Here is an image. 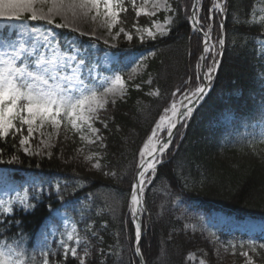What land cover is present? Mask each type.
Instances as JSON below:
<instances>
[{"label":"trees","instance_id":"16d2710c","mask_svg":"<svg viewBox=\"0 0 264 264\" xmlns=\"http://www.w3.org/2000/svg\"><path fill=\"white\" fill-rule=\"evenodd\" d=\"M193 1L170 0L175 9V14L169 12L170 31L155 40L145 38L143 43L134 34L132 41L110 47L70 29H54L63 48L74 42L73 48L82 51L86 75L88 68L99 77L125 74L138 57L148 58L143 59L142 72L128 80L127 95L100 113L107 123V128L99 121L96 124L102 139L84 145L96 151L93 160L84 159L81 143L61 142L50 155L40 156L26 154L19 135L13 138L10 133L6 142L0 140L4 161L0 163V202L26 197L35 205L28 211L16 208L13 217L18 227L11 218L7 232L0 227L7 242L22 239L26 259L34 256L39 264L42 252L48 251L50 264H79L70 254L64 259L60 244L75 225L81 238L79 255L83 256L85 247L90 253L86 264H140L129 215L130 189L145 140L173 102V93L177 100L187 88L202 53V35L192 33L186 18ZM222 1L225 48L217 76L146 189L148 231L141 249L147 264H197L190 255L212 253L218 242L236 245L239 252L243 244V250L251 253L248 246L254 242L255 254L264 257V249L258 247L264 244V229L251 235L239 226L246 220L264 223V10L258 11L264 0ZM212 2L202 0V27L206 30L211 24V36L217 40L222 36V15L212 12L211 21L204 19ZM126 4L128 11L120 15V26L135 33L134 24H150L143 17L137 20ZM165 14L152 20H163ZM253 19L257 22L252 23ZM30 23L38 29L52 28L42 21ZM108 51L117 56L111 69L102 65L101 56ZM151 91L159 95H148ZM13 156L19 157L18 162L7 163ZM91 162H99L101 168H92ZM208 222L215 240L205 231Z\"/></svg>","mask_w":264,"mask_h":264},{"label":"snow or ice","instance_id":"6c2138e0","mask_svg":"<svg viewBox=\"0 0 264 264\" xmlns=\"http://www.w3.org/2000/svg\"><path fill=\"white\" fill-rule=\"evenodd\" d=\"M129 3L137 20L141 15L155 17L160 9L175 14V9L169 0H142L139 4L137 0H129ZM149 5H151L150 8ZM127 11L125 0H0V140L6 142L10 133L13 138L19 135L18 142L23 151L28 155H39V152L32 153L25 146L33 138L34 132L46 125L53 129L49 138L53 134L58 135L63 125L65 130H68L70 126L71 130L81 133L79 137L81 141L95 143L96 140L102 139L97 135L100 130L93 125L99 121L107 128V123L100 118V113L106 111L110 103L114 105L117 99H123L127 95L128 81L121 72L99 77L92 74L93 69L88 68L86 75L84 69L88 67L87 62L78 50H74V42L73 45L63 48L53 29L77 31L78 29L73 27L77 21L90 19L98 23L100 28H106L112 40H117L123 33L128 41H132L133 35L123 27H120L115 34L112 32V29L120 23L121 12ZM199 11L200 0H194L191 14L186 18L192 22L193 31L202 32L203 53L200 60L210 59L211 64H197L198 69L207 68L203 73L204 83L194 90L182 93V98L178 102L175 100L177 93H173V102L164 110V114L160 116L153 128L149 142L139 153L138 168L140 170L131 186L129 201V215L134 224L137 256H141L140 241L143 230V224L137 220V217L145 210L143 207L144 193L147 185L154 178L148 175L149 170L152 173L157 171V165L164 162L163 157L168 154L173 138L180 134V129L187 127L196 107L210 91L214 73L219 66L218 58L223 55L219 49L223 48L224 39L218 37L215 43L210 42L211 24H207L206 31L201 27L202 18L199 16ZM225 11L222 4L213 0L209 9L210 13L223 14ZM58 17L61 23H56ZM204 19L211 21L213 17L209 15ZM41 21L52 28L38 29L34 23H30ZM256 22L253 19L252 23ZM171 23L172 18L169 17L165 24L153 20L149 27L139 24H134V27L138 38L143 43L145 38L155 40L157 35H167L170 29L166 25ZM261 26L264 27V17H261ZM153 28L156 31H153ZM219 29L223 31L222 23ZM80 35L83 36L85 33L80 31ZM105 44H108V40H105ZM148 55H155V53L150 52ZM147 58L145 56L143 59ZM141 67H143V60L128 73V79H133L137 69ZM197 79L201 77L197 76ZM148 83H151V80ZM136 87L139 88V85ZM148 95L158 96L159 92L151 91ZM178 125L180 128L177 127ZM25 126L27 135H24ZM85 129L95 137V140L89 139L84 134ZM158 131H166L167 136L166 140L159 141V148L153 143V140H159ZM41 135L44 133L41 132ZM41 143L47 146L46 141L42 140ZM2 154L3 150L0 149V156ZM85 159L91 160V157L86 156ZM18 160V156H13L7 163L11 164ZM0 163L4 161L0 159ZM91 166L97 170L101 168L99 162L92 163ZM104 174L116 175L108 172ZM34 206L26 197H20L18 202L11 200L0 202V216L4 217L0 220V227H4L7 232L10 218L12 224L18 227L19 222L13 217L16 208L28 211ZM22 235L21 233V237ZM22 242V239H14L9 243L4 239V235L0 234V264H36L34 256L26 259V252L21 246ZM69 242H74L76 246H72ZM60 244L65 260L70 254L79 260V264H86L85 258L90 253L85 247L83 256L79 255L78 246L81 244V238L75 225L72 226L71 231L66 233V240L62 239ZM248 247L252 252L257 251L254 242ZM258 247L264 249V244ZM232 248L235 254L236 245H232ZM240 249V255L246 258V264H254L249 257V252L243 250V244L240 245ZM50 255L48 251H43L39 264H50Z\"/></svg>","mask_w":264,"mask_h":264},{"label":"rangeland","instance_id":"374dc122","mask_svg":"<svg viewBox=\"0 0 264 264\" xmlns=\"http://www.w3.org/2000/svg\"><path fill=\"white\" fill-rule=\"evenodd\" d=\"M126 1L129 2V0H126ZM141 2H142V0H137V4H139ZM169 3H170V0H169ZM148 7L150 8L151 5H149ZM263 10H264L263 5L258 6V11H263ZM101 11H103V7H101ZM200 11L203 13V5L202 4H200ZM162 12L166 13L165 18L163 20L162 19H154V20L161 23V24H165L166 20L171 16L169 15V12H166L163 9H160L159 11H157L156 16ZM140 17L146 18L148 21L149 20L153 21L152 17H148L145 15H141ZM61 22L62 21L59 17L56 18V23H61ZM120 22H121V19H120ZM139 25L143 26V27H149V26H151V22L149 25H144V24H142V25L139 24ZM169 25L170 24L166 25V27L169 28ZM73 27L78 29L75 32L80 34V31H83L85 33V36L91 37L98 42L105 44V40H108V44H106V45H108L110 47H113V46H111L113 44L115 45L114 47H116L122 42H130L127 40V38L124 36L123 33L120 34V36L117 40H112L111 37L108 35V31L106 28H100L98 23H94L90 19L87 21H83V20L77 21L73 25ZM120 27H123V26L122 25L120 26V23H118L112 29L113 34H115V32H117ZM133 30L135 31V27L133 28ZM126 31L132 35L136 34V31H135V33L130 32L128 30H126ZM153 31H156V29L153 28ZM133 38H135V37L133 36ZM215 42H216V40H213V43H215ZM217 48H219L218 45H217ZM75 50H78L79 54L81 53V51L79 49H75ZM219 50L221 51V49H219ZM200 57H201V55H200ZM200 57L195 64V69L192 70V72H191V74H192L191 75V81L188 82V86H187L186 91L194 90L198 85L203 83V79H202L203 73L207 70V68L201 67L198 69L197 64L198 63H200L202 65H210L211 64L210 59L201 61ZM141 60H143V56L138 57L137 61L134 63V65L128 67V70L124 74V78L126 81L129 80L128 79V73H130L132 68L136 67V64L139 63ZM114 61H115V57H114L113 52H111V51L107 52L106 54H104L102 56L103 65L107 68L108 67L110 68V66L112 65V63ZM143 69H144V65H143V67L138 68L136 74L134 75V78L136 77V75L140 74ZM197 76H200L201 79L198 80ZM182 93H178V101L182 98V96H181ZM97 122H95L93 125L96 128H98L96 125ZM41 132L44 133V135H41ZM50 133H53V129L50 126L46 125L44 128H41L39 131L34 132L33 138L30 139L29 144L26 145L25 147H28L32 153L39 152L40 156H48L52 153V150L55 148V146L59 145L61 142H74L76 144L77 143L83 144L79 147V150L81 152L85 153V154L82 153V154H84L83 155L84 159L87 156V157H91V160H93L94 159L93 157L97 156L95 150H94V152H92V150L84 148V145H93L94 143H88L87 141H81L79 138L81 133H79V132H78L79 133L78 136H74L73 135L75 133L74 130H71L70 128H68V130H65L64 126L62 125L58 135L53 134L51 136V138H49ZM84 134L86 136H88L89 139L95 140V137H93L87 131V129L84 130ZM151 134H152V132H151ZM165 134H166V131H158V137H160V138H163L165 136ZM24 135H27L26 126H25V130H24ZM97 135L100 136L99 132L97 133ZM42 140L47 142V146L45 144L41 143ZM99 141L100 140H96L95 143H97ZM34 155H36V154H34ZM91 160H86V161H91ZM152 174H149V175L152 176ZM0 188H1V185H0ZM224 220H225V218L223 217L222 222ZM211 226H212V223H210V222L206 223L205 224V231L207 233V236H209L212 240H215L216 237L212 233H210ZM239 226L241 228H243L244 230L249 231L251 235L259 233L261 231V229H264V223L260 222V221H255V220H246L244 222H240ZM231 248L232 247L229 246L228 244H225L223 242H218V244H216L213 247L212 253H210L209 251H206L203 256H199V255H196L195 253H192L190 255V259L192 261H196L197 264H201V261H203V264H246V258L244 256H241L240 252L236 251V250H235V254H233V248L232 249ZM246 251H248V250H246ZM248 252H249V257L253 260L254 264H264V260L260 261V259H259V258L264 259V257L255 254V252L254 253H251L250 251H248Z\"/></svg>","mask_w":264,"mask_h":264},{"label":"bare ground","instance_id":"6f19581e","mask_svg":"<svg viewBox=\"0 0 264 264\" xmlns=\"http://www.w3.org/2000/svg\"><path fill=\"white\" fill-rule=\"evenodd\" d=\"M204 82V81H203ZM159 138V140L157 141V140H153V143H155L156 144V147L157 148H159V146H160V143H159V141H163V140H166L167 139V136H166V134H165V136L163 137V138H160V137H158ZM149 142V139L146 141V143H148ZM145 143V144H146ZM144 144V145H145ZM150 147H151V145H149ZM143 148H144V146H143ZM143 148H142V150H143ZM150 159V158H149ZM140 169L138 168V171H139ZM151 173V170H149V173H148V175ZM143 207H144V205H143ZM143 213H144V211L137 217V219L139 220L140 218H142L143 219Z\"/></svg>","mask_w":264,"mask_h":264},{"label":"water","instance_id":"95a60500","mask_svg":"<svg viewBox=\"0 0 264 264\" xmlns=\"http://www.w3.org/2000/svg\"><path fill=\"white\" fill-rule=\"evenodd\" d=\"M214 76H216V72L214 73ZM200 104V103H199ZM198 104V105H199ZM179 126V125H178ZM177 126V127H178ZM175 138V137H174ZM174 138H173V140H174ZM159 166V164L157 165V167ZM143 203H144V199H143ZM144 211H145V213H148V211H147V208H146V206H145V203H144ZM138 220V219H137ZM139 222H142V224H143V221H142V218H140L139 220H138ZM143 230H142V236H143ZM142 239V238H141ZM140 245H141V241H140ZM139 257V260H140V263L141 264H147V262H146V260L144 259V256H143V254H142V251H141V256H138Z\"/></svg>","mask_w":264,"mask_h":264}]
</instances>
